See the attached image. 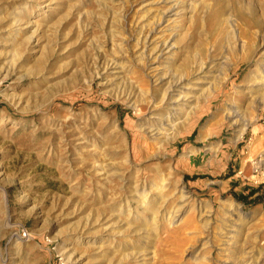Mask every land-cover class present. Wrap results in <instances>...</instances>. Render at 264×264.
I'll return each instance as SVG.
<instances>
[{"label":"rangeland","instance_id":"374dc122","mask_svg":"<svg viewBox=\"0 0 264 264\" xmlns=\"http://www.w3.org/2000/svg\"><path fill=\"white\" fill-rule=\"evenodd\" d=\"M159 1L0 0L11 29L0 71L13 67L0 77V264H141L125 260L136 251L189 264V250L222 252L229 220L264 264V97L253 87L264 12L258 0H167L180 14L154 34L152 46L172 48L151 71L142 46ZM212 58L219 72L194 85ZM166 74L189 78L190 110L164 103L155 79ZM158 118L168 122L154 136ZM249 189L246 203L234 198ZM181 190L190 198L175 221Z\"/></svg>","mask_w":264,"mask_h":264},{"label":"bare ground","instance_id":"6f19581e","mask_svg":"<svg viewBox=\"0 0 264 264\" xmlns=\"http://www.w3.org/2000/svg\"><path fill=\"white\" fill-rule=\"evenodd\" d=\"M172 1L169 2L167 0H160L159 2H157L159 6H160V4H165L166 5V9L162 12V14L160 13L158 15L156 21H154L152 24H150V34L148 36V39L145 42L147 45L145 47H144V45L142 46L146 51L150 52L149 54L146 55L145 59L147 60V62H149V67L151 66L150 67L151 71L156 69V67H154V66L159 63V59L164 54V52L167 51V50L170 51V49L172 48V44L170 42L164 43V44H160V45H157V46H155V45L152 46L153 42H154L153 41L154 34L158 33L164 27V23H166L168 20H170V18L175 17L178 14H180L178 5L176 3H174V2H172ZM45 7H48V6L45 5ZM223 7H224V5H223ZM232 8H233V6H232ZM258 9H259V11L264 12V0H258ZM234 11L237 14H239V16L241 17V15H242L241 14V12H242V8L241 7L235 6L234 7ZM221 13H223V9H218L217 7L213 8L212 13L209 15V18L212 19L215 22L217 17H219ZM244 21L247 22V20H244ZM25 24H29V22L27 21ZM5 30H7L6 27L0 26V34H2L3 38L4 37H9L11 35V29L8 32H5ZM31 39H32V36H28L24 41H25V43L27 45H30L31 44ZM261 40H262L261 50H263V52H264V36H261ZM142 44H144V41L142 42ZM251 51H252L251 48H247L246 52L249 53ZM248 53H243V55L241 57L242 61H247V59L249 57ZM220 60H222V59H217V58L213 59L212 58V60H210V63H209L211 65L209 69L207 68L208 66L207 67H200L199 66L196 69L195 73L193 74V79L196 81L194 85H198V84H207L208 85L207 80L214 78V74L219 72L220 65H221ZM11 70L13 71L12 64H11V66L9 68H7V70L0 71V77L2 76V74H5V75L7 74L8 75V73H10ZM188 79H189L188 77H177V76L174 77L172 74L159 75L158 77H156L155 80L157 81V84H161V85H165L166 84L167 85L166 92H164V94H163L164 97H165L164 103H166L167 106H170L171 109H172L173 106L174 107L176 106L177 108L179 107L178 109L176 108V110H181V108L190 110V104L193 103L194 101H197V98L194 97L192 94L189 96V91H196V89L193 88V87L188 88V83H186L187 81H189ZM262 79L264 80V77H262ZM262 85L264 86V81L260 80V81L256 82L254 84V86H253V87H257L255 91L261 92V95H260L261 97L260 98L264 97L263 88H260V87H262ZM251 91H253V90H251ZM259 103H260V101H259ZM184 114H186V116L190 115V113H188V112L184 113ZM179 115H180L179 113H175L176 117L175 116H171V115H170V117H172V118L174 117L173 120L175 121L176 118L179 117ZM229 116L232 119H235L239 115H238L237 111H232L229 114ZM167 122H168L167 119H165V120L163 118L156 119L155 123L153 122L154 123L153 124L154 128L152 129L153 135L154 136H156V135L158 136L160 130H164V129H162L163 128L162 126H164V124L167 125ZM165 131H167V129H165ZM149 134H151V133H149ZM123 193H125V190L121 192V195ZM189 198L186 196L184 190H181L180 194L177 197V199H178L177 202L180 203V204L174 206V208L172 210V220L178 221L180 219V216L184 213V206L186 205L187 200L189 201ZM229 221L224 222V224L222 223L223 224V228H221L222 239L219 238V237H214L215 241H220V239H221L225 243V244L224 243L223 244L226 247H223L221 249L222 252H220L218 254L215 253V252H210L209 253L210 254L209 255L210 258H209V260H207V259H203V257H202L203 253H201V251L200 252H193L192 250H189L188 254H191V256L192 257L194 256V258H195L189 264H214L215 263L214 260H216V261L221 260L222 256H224L223 254L225 252H227L226 255L228 256V259H226L227 260V264H261L262 259H261L260 256H256L257 254H256L254 246H247L246 247L245 245H242V244L237 245L236 240L240 239L238 237V233H239L238 231L239 230H234L233 226L230 224ZM232 222H233V220H232ZM227 223H229V224H227ZM165 228L166 227L163 228V231L166 232L168 229H165ZM158 232H161V229ZM187 241H189L190 243L194 242V240L187 239L186 237H184V238H182L179 241V243L182 244V246H185ZM147 255H148L147 251H136L133 254L128 255L125 258V260L128 263H131L132 261H135L136 263L143 261L141 264H147V260H149V258L146 257ZM212 260H213V262H212Z\"/></svg>","mask_w":264,"mask_h":264},{"label":"trees","instance_id":"16d2710c","mask_svg":"<svg viewBox=\"0 0 264 264\" xmlns=\"http://www.w3.org/2000/svg\"><path fill=\"white\" fill-rule=\"evenodd\" d=\"M255 194V190L253 189H249L248 194L244 195V194H238V193H234V198L242 203H246L248 201V199L253 196Z\"/></svg>","mask_w":264,"mask_h":264},{"label":"built area","instance_id":"2783aa9c","mask_svg":"<svg viewBox=\"0 0 264 264\" xmlns=\"http://www.w3.org/2000/svg\"><path fill=\"white\" fill-rule=\"evenodd\" d=\"M22 238H26V234L25 233H22Z\"/></svg>","mask_w":264,"mask_h":264}]
</instances>
